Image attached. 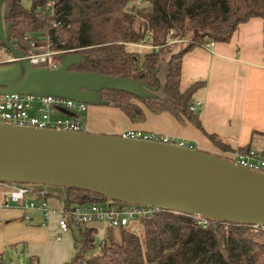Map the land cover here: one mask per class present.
<instances>
[{"label": "trees", "instance_id": "16d2710c", "mask_svg": "<svg viewBox=\"0 0 264 264\" xmlns=\"http://www.w3.org/2000/svg\"><path fill=\"white\" fill-rule=\"evenodd\" d=\"M29 1L30 8L22 0H4L2 7L10 8V37L21 44L25 55L31 41H37L39 46H50L60 65L65 56L83 55L81 65L72 71L139 80L158 98L141 101L107 90L104 100L133 124L146 122L145 110L154 115L170 113L221 146L191 109L206 82L182 88L184 58L197 48L230 43L242 24L264 19V0H147L140 5L136 2L141 0ZM139 45L152 49L141 52L146 47ZM1 50L11 55L0 39ZM10 63L14 62L2 65ZM63 199L68 205L108 200L79 189L65 192ZM138 223L141 234L131 225L107 229L103 244L95 240L98 228L72 227L71 233L78 230L81 239L75 238L76 254L65 264H264L263 227L211 222L203 228L193 216L163 210ZM115 231L120 232L119 242Z\"/></svg>", "mask_w": 264, "mask_h": 264}, {"label": "water", "instance_id": "95a60500", "mask_svg": "<svg viewBox=\"0 0 264 264\" xmlns=\"http://www.w3.org/2000/svg\"><path fill=\"white\" fill-rule=\"evenodd\" d=\"M3 1L0 39L16 61L0 65V96H53L88 106H109L107 90L141 101L158 98L139 80L72 71L81 54L65 56L56 70L34 66L10 37ZM0 184L60 187L66 194L79 189L218 224L264 228L263 173L176 144L0 123Z\"/></svg>", "mask_w": 264, "mask_h": 264}, {"label": "crops", "instance_id": "0c3cea01", "mask_svg": "<svg viewBox=\"0 0 264 264\" xmlns=\"http://www.w3.org/2000/svg\"><path fill=\"white\" fill-rule=\"evenodd\" d=\"M6 57L1 61H8ZM182 81L188 86L206 82L195 94L193 103H200L196 113L203 128L221 146L194 125L180 124L170 113L154 115L148 110L145 123L133 124L119 109L89 107L84 119L87 132L119 136L129 132L152 133L177 141V145L184 143L220 157L235 151L264 149V19L255 18L242 24L230 43H215L188 53L183 62ZM29 189L30 200H36L38 192L46 191L40 186ZM12 190L13 186L0 184V206L4 195ZM50 204L56 207L53 198ZM57 221L58 217L46 220L39 211L24 212L19 205L0 207V255L25 243L27 255L35 264H52L44 256L45 250L51 248L52 236L56 235L61 239L53 247V264L69 262L71 255L62 241L70 234H60Z\"/></svg>", "mask_w": 264, "mask_h": 264}, {"label": "built area", "instance_id": "2783aa9c", "mask_svg": "<svg viewBox=\"0 0 264 264\" xmlns=\"http://www.w3.org/2000/svg\"><path fill=\"white\" fill-rule=\"evenodd\" d=\"M141 0L136 5L146 2ZM150 37L148 36L147 39ZM29 38H25L29 42ZM214 44H211L212 47ZM145 48V45H139ZM152 49L151 47H147ZM158 51V49H155ZM55 53L50 46H39L37 41H31L30 53L26 58L36 67H46L56 70L60 64L54 60ZM13 58L10 62H15ZM200 103L192 105V110L196 112ZM89 106L73 100H65L53 96H25V95H6L0 96V123L10 124L20 127H29L37 129H53L66 132H86L87 126L82 115L87 114ZM139 140L152 142H161L167 144H176L168 138L152 133L129 132L122 135ZM177 145V144H176ZM182 147L194 149L192 146L181 143ZM223 158L239 165L264 174V149L261 151H235L225 155ZM13 190L3 197L0 207L13 208L16 205L21 206L24 212L39 211L47 220L51 217H58L57 230L60 234H70L72 227L101 224L103 226V236L99 244L105 241L104 232L112 228H124L133 222H140L150 219L156 212L157 208L144 205L125 204L115 201L102 200L86 204L68 205L62 199L59 207H52L50 204L51 197L47 196L46 191L38 192L36 200L27 199L31 190L26 185H11ZM197 225L207 228L211 221L205 220L199 216H193ZM27 219H30L27 216ZM97 228V227H93ZM99 231L95 232V237ZM61 239L60 237L58 238Z\"/></svg>", "mask_w": 264, "mask_h": 264}, {"label": "rangeland", "instance_id": "374dc122", "mask_svg": "<svg viewBox=\"0 0 264 264\" xmlns=\"http://www.w3.org/2000/svg\"><path fill=\"white\" fill-rule=\"evenodd\" d=\"M22 3L25 7L30 8L31 7V2L29 0H22ZM183 46H185V44L183 43L181 46H179L178 50H180ZM147 47L145 49H140L141 52H147ZM199 49V48H197ZM195 50V49H194ZM7 60L6 62H10V60L13 59V56L9 55L5 50H1L0 52V65H2L3 63H6L5 61H1L5 56H7ZM188 87V84L185 81H182V88L185 89ZM141 106L142 103H139ZM89 107H94V106H89ZM97 107H110V106H97ZM113 108V107H112ZM88 114H84L82 115V117L85 119L87 118ZM98 120V119H97ZM96 121V120H95ZM97 127V126H95ZM93 129V128H91ZM175 143H178L177 141H175ZM26 186H33V185H26ZM34 186H40L41 188H43L44 190L48 191L53 198V204L56 207H59L60 203L59 200L62 201V199L64 198L63 192L65 191L63 188L60 187H52V186H43V185H34ZM64 200V199H63ZM110 201V200H109ZM90 227H97L99 229V234L96 236L95 240L96 243H99V240L101 239V237L103 236V226L101 224H96V225H92ZM131 228H133V230L135 232H137L138 234L142 233V227L139 225V223L133 222L131 224ZM58 237L59 236H52L51 239V248H47L45 251V256L46 257V261L50 260L52 262V264L54 263V258H55V252H54V245L55 244H59L60 242H58ZM75 238L80 240L81 239V235L79 233L78 230L75 229V233H70V235H67L64 240L62 241V244L64 246V248H66V250H68V253L71 255L70 260L74 257V255L76 254V250L74 248V241ZM114 238L116 241H120V232L119 231H115L114 232ZM27 244L25 243H21L17 246L14 247H10L7 249L5 255L1 254L0 255V264H32L28 255H27ZM39 260L37 259V262ZM35 264V263H34Z\"/></svg>", "mask_w": 264, "mask_h": 264}, {"label": "flooded vegetation", "instance_id": "af4514ba", "mask_svg": "<svg viewBox=\"0 0 264 264\" xmlns=\"http://www.w3.org/2000/svg\"><path fill=\"white\" fill-rule=\"evenodd\" d=\"M74 71V70H73ZM103 94V93H102ZM103 96H104V94H103Z\"/></svg>", "mask_w": 264, "mask_h": 264}]
</instances>
